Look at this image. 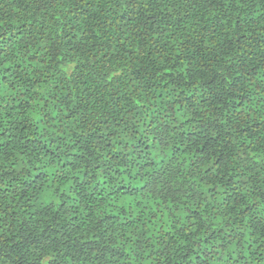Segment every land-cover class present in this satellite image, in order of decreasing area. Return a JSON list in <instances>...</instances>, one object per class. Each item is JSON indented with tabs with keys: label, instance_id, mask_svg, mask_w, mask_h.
Segmentation results:
<instances>
[{
	"label": "trees",
	"instance_id": "16d2710c",
	"mask_svg": "<svg viewBox=\"0 0 264 264\" xmlns=\"http://www.w3.org/2000/svg\"><path fill=\"white\" fill-rule=\"evenodd\" d=\"M0 264H264V0H0Z\"/></svg>",
	"mask_w": 264,
	"mask_h": 264
}]
</instances>
